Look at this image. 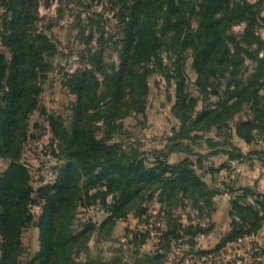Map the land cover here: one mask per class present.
<instances>
[{
    "label": "trees",
    "instance_id": "obj_1",
    "mask_svg": "<svg viewBox=\"0 0 264 264\" xmlns=\"http://www.w3.org/2000/svg\"><path fill=\"white\" fill-rule=\"evenodd\" d=\"M39 2L0 0L3 9L0 43L10 56L0 50V160L8 165L0 173V264H23L21 237L32 221L33 206L42 205L37 224L40 248L26 264H80L74 258L75 251L87 247L96 232L109 236L119 220L132 213L143 215L146 212L142 209L143 202L157 191L169 202L189 196L197 205L202 202L212 215L216 210L214 198L220 193L203 181L196 167L202 166L201 157L224 155L229 162L242 160L243 155L231 143L232 138L237 137L248 146L262 144V150L252 151V155L264 166V42L255 35L260 22L258 8L248 0H133L129 19L123 21L122 69L107 77L110 99L106 101L100 92L102 62L98 58L92 69L79 73L71 84L77 102L72 108L69 127L41 105L44 82L53 68L51 60L56 55V47L51 39L34 28ZM193 16L198 20L196 29L191 21ZM237 23L247 25L242 42L257 43L263 50L260 58L254 54L257 66L251 74L244 70L238 43L227 35ZM230 43L236 45V51L232 52ZM186 49L192 51L196 84L203 101H208L210 94L219 97L215 108H204L195 117L197 101L190 97L186 86L183 54ZM157 73L174 83L172 112L180 121V129L165 158L183 151L182 142L196 141L198 137L194 133L202 131L215 129L216 137L225 131L230 143L207 140L213 151L208 155L194 154L197 161L186 158L170 164L160 156L152 165L136 151L128 152L113 143L119 131L116 117L126 103V96H130L126 105L143 111L149 91L148 78ZM223 80L226 81L224 87ZM243 110L249 112V117L236 122L233 135L228 136L230 120ZM37 111L47 118L58 140L52 156L64 165L54 184L35 190L22 157L25 145L32 138L31 116ZM96 121L103 122L101 139L97 135L99 129L94 126ZM242 192L244 198L261 199L258 205L262 216L253 207H244L233 200L232 229L221 239L217 250L254 236L264 227V195L251 188H244ZM111 195L114 202L109 217L100 225L91 224L75 232L79 204L92 205L100 201L105 205ZM178 230L169 227L166 238H176ZM212 230L213 226L187 233L197 238ZM201 254L207 255L209 251ZM164 260L165 255L158 252L143 255L138 263L164 264Z\"/></svg>",
    "mask_w": 264,
    "mask_h": 264
},
{
    "label": "rangeland",
    "instance_id": "obj_2",
    "mask_svg": "<svg viewBox=\"0 0 264 264\" xmlns=\"http://www.w3.org/2000/svg\"><path fill=\"white\" fill-rule=\"evenodd\" d=\"M52 1L40 0L34 24L37 32L46 35L56 47V55L51 60L53 68L44 82L41 105L48 112L59 116L64 125L69 127L72 108L77 102V95L73 93L71 84L79 73L92 69L98 58L102 62V74H99L100 92L106 97V101L110 99L107 77L122 69L123 21L129 19L133 0L126 2L58 0L55 8L52 6ZM248 1L258 8L260 22L255 35L264 42V3H261V0ZM2 14L3 9L0 8V15ZM191 21L193 28L196 29L197 17L193 16ZM246 28V23L234 24L227 35L238 43L242 50L240 55L244 62V70L251 74L257 66L254 54L257 53L260 58L263 56V50L258 48L257 43L247 45L242 42ZM230 47L232 52L236 51L235 44L230 43ZM0 50L5 52L8 58L10 57L1 43ZM191 53L189 49L183 51L186 60L187 91L190 97L197 101L193 114L195 117L204 108H215L219 97L210 94L209 100L203 101L201 89L196 84L197 75L193 68ZM163 57L165 63H168L167 55L164 54ZM172 57L175 58V54L172 53ZM225 82L223 80V87ZM148 87L143 111H137L126 105L130 100V96H126V103L118 110L116 117L119 131L113 138V143L121 145L128 152L136 151V154L148 165H152L160 156L170 164L179 163L186 158L197 161L198 157L194 154L208 155L213 151L207 140L221 144L228 140L230 143L225 131L220 137H216L215 129L202 131L194 133L198 137L196 141L182 142L183 151L169 154L165 158L164 155L169 153V147L173 144L172 139L180 129V121L172 112L175 103V86L173 81H167L157 73L149 76ZM223 90L224 88L221 89ZM248 117L249 112L243 110L230 120L231 129L228 136L233 135L232 128L236 122ZM46 119L38 111L31 116L32 138L25 145L22 157V162L28 166L31 185L35 190L47 184H54L60 168L64 165V162H59L52 156L58 140L54 137ZM102 124V121L94 122V126L99 129L97 135L100 139L103 137ZM36 136H40V139H35ZM231 140L234 147L240 149L242 160L229 162L224 155L201 157L202 166L196 167V171L212 189L219 191L220 194L214 199H226V196H231L232 201L241 202L244 207H253L255 212L262 216V208L258 205L261 199L252 196L244 198L242 189L250 185L255 193L264 195V185L258 180V168L262 164L257 156L252 155V151H257L258 146L263 147V145L249 148L237 137ZM7 166L6 162L0 160V173ZM177 200L164 201L160 191L151 194L143 202L142 209L146 210L143 215L132 213L127 218L119 220L109 236L96 232L87 247L75 251V260L80 264H139L138 260L143 255L160 252L165 255L164 264H264V249L261 248L264 240L261 239L259 242L248 241L246 249H226V247L217 250L220 243L213 249H199L197 238L189 236L187 232L195 229L208 230L211 227L209 221L211 211L202 202L197 205L196 200L189 196L181 197L178 202ZM113 202L114 197L111 195L105 205L100 201L92 205L79 204L74 231L80 232L91 224H102L109 217ZM41 213L42 205L33 206L32 221L23 230L20 258L23 264L29 262L39 251L37 224ZM169 227L176 230L179 228L176 238H166L165 233ZM1 245L0 237V259ZM202 251H209V254H201Z\"/></svg>",
    "mask_w": 264,
    "mask_h": 264
},
{
    "label": "crops",
    "instance_id": "obj_3",
    "mask_svg": "<svg viewBox=\"0 0 264 264\" xmlns=\"http://www.w3.org/2000/svg\"><path fill=\"white\" fill-rule=\"evenodd\" d=\"M247 147L250 148V146L246 145ZM254 145H251V147ZM262 146H258L257 150H262ZM228 160V157L226 156V161ZM257 169V168H256ZM259 183L264 185V166L259 165ZM250 173H253L250 171ZM249 174V172H248ZM245 188H251L253 189L250 185H246ZM260 191V189H258ZM264 193V192H263ZM220 200L222 202L220 203ZM232 197L231 196H226V199H215L214 204H215V212L211 215L209 218V221L211 222V226H213V230L210 233L199 235L196 239V242L198 243V248L199 249H213L217 244L220 243L221 239L226 236L228 233L231 231V225H232V220L230 217L231 211H232ZM264 227L261 229V231L251 237H247L244 239L239 240L236 243H230L228 244L226 249H246V246L248 245V241H257L261 239L263 241L264 239ZM262 244V243H260ZM264 249V245H262Z\"/></svg>",
    "mask_w": 264,
    "mask_h": 264
},
{
    "label": "built area",
    "instance_id": "obj_4",
    "mask_svg": "<svg viewBox=\"0 0 264 264\" xmlns=\"http://www.w3.org/2000/svg\"><path fill=\"white\" fill-rule=\"evenodd\" d=\"M57 2H58V0H53V1H52V6H53V8H55V7H56V5H57Z\"/></svg>",
    "mask_w": 264,
    "mask_h": 264
}]
</instances>
